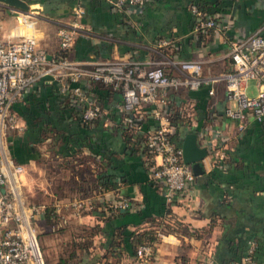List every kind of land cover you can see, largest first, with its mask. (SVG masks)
I'll return each mask as SVG.
<instances>
[{
    "label": "crops",
    "instance_id": "0c3cea01",
    "mask_svg": "<svg viewBox=\"0 0 264 264\" xmlns=\"http://www.w3.org/2000/svg\"><path fill=\"white\" fill-rule=\"evenodd\" d=\"M22 1L27 5L26 30L48 58L63 54L83 67L97 62L136 63L141 68L161 63L172 75L179 74L178 61L193 60L202 65L206 80L196 89H169L165 95L173 142L180 146L184 135L193 133L198 146L206 149L191 190L169 201L162 185L150 177L142 152L143 133L156 126L154 105L136 106L127 118L118 87L81 79L101 109L98 119L86 124L80 107L59 91L53 77L37 81L12 104L22 124L14 130L20 137H15L25 150L12 142L9 152L24 166L23 184L29 193L37 192L33 203L64 204L88 195L94 200L91 210L77 214L64 207L54 211L62 222L58 231L45 223L44 215L39 218L48 233H57L59 256L74 244L76 264H135L131 236L153 230L157 243L149 264H207L208 258L210 264H236L250 244L253 259L264 264V120L258 123L247 116L238 128L242 122L225 114L235 102L216 78L233 70L228 55L232 41L255 31L264 36V0H153L136 13L114 11L107 0ZM78 3L84 9L78 20L82 28L61 51L57 31L69 26ZM192 4L204 19H214L218 29L197 26L189 10ZM9 16L7 5L0 2L2 38L16 24ZM160 40L167 43L159 45ZM126 123L141 126L131 138ZM98 175L112 187L91 189L87 180L98 186ZM119 197L141 206L108 215L107 207ZM92 227L98 230L87 238L84 229ZM83 236L89 239L87 250L78 246Z\"/></svg>",
    "mask_w": 264,
    "mask_h": 264
},
{
    "label": "built area",
    "instance_id": "2783aa9c",
    "mask_svg": "<svg viewBox=\"0 0 264 264\" xmlns=\"http://www.w3.org/2000/svg\"><path fill=\"white\" fill-rule=\"evenodd\" d=\"M111 9L117 12L131 10L140 12L153 0H107ZM9 17L16 20V26L5 38L0 37V264H45L38 240L37 222L46 208L58 212L61 207L77 214L81 210H91L94 206L92 196L77 197L64 204L57 202L25 203L22 199L24 166L15 161L5 141V131L20 129L17 117L12 112V104L37 81L53 77L61 93L70 97L72 104L81 109L80 119L90 122L98 118L101 109L90 95L88 88L80 84L81 79L118 87L121 93L120 108L124 114L131 113L136 106L154 105L152 119L156 126L145 131V165L150 177L163 187L162 195L169 201L174 195H186L191 190L194 174L189 164L181 160V149L172 139L173 128L165 103L169 89L180 87L196 89L206 82L201 76L202 65L193 60L177 63L179 74H167L160 64L141 68L136 63L97 62L91 67H83L66 57L52 59L37 47L36 39L27 31V13L7 6ZM190 13L197 26L218 29L219 24L212 18H203L202 10L195 4L190 5ZM84 13L81 3L72 9L73 20L68 27L57 31L59 48L67 50L81 30L78 20ZM160 40L159 45H165ZM228 55L233 65L230 73L216 78L223 80L226 97L234 100L235 108H227L225 114L241 121L251 117L255 122L264 120V36L257 31L230 43ZM249 79L255 81V95L245 94ZM135 131L140 124H128ZM223 154L218 155L221 162ZM140 203L119 197L108 207L107 214L124 210H137ZM58 210V211H57ZM254 245L250 244L245 255L236 264H258L253 259ZM154 256V246L141 244L134 249L135 264H149ZM211 263L208 258L205 261Z\"/></svg>",
    "mask_w": 264,
    "mask_h": 264
},
{
    "label": "trees",
    "instance_id": "16d2710c",
    "mask_svg": "<svg viewBox=\"0 0 264 264\" xmlns=\"http://www.w3.org/2000/svg\"><path fill=\"white\" fill-rule=\"evenodd\" d=\"M64 57L63 54H60L59 55V58H62ZM108 86V85H107ZM68 96V95H67ZM69 97V96H68ZM126 117H127V114H125ZM128 118V117H127ZM98 118L92 120V122H95V120H97ZM169 120H170V123L172 122V118L169 116ZM91 122V121H90ZM86 124H88V122H85ZM126 125V133H128L130 135V138L134 136V129L129 127L128 126V123L125 124ZM40 139H36V141H38ZM143 140V154L144 155H147V152H146V148L144 146V138H142ZM97 179H98V183H100V185L96 186V183H90V178L87 180V183L89 184V186L92 188H96L97 189H109L112 187V185H109L108 184V180L107 178H105V176L103 175H98L97 176ZM75 183V182H73ZM78 187V186H77ZM44 221L45 223L49 224L50 225V228L53 230V231H58L59 229H61L58 225L59 224H62L61 220H59V216H56L53 211H52V208H46V211L44 213ZM106 218V217H104ZM103 218V219H104ZM98 229L97 227H92L88 230H85V233H87L86 237H90L92 236V234L94 232H96ZM156 232H154L153 230L151 231H142L140 233H135L131 236L132 238V241H131V244H132V247L133 249H135L138 245H141V244H151V245H155L157 243V236L155 234ZM84 237V236H83ZM85 238V237H84ZM83 239V241L81 243H79L80 245H78L80 248H86L87 250V247L90 245V243L88 242L89 239ZM74 245V244H73ZM73 245L71 246V248L69 249V251H67V253H64V255H60L58 256L56 262L54 264H76V260H75V254H74V251L72 250L73 248Z\"/></svg>",
    "mask_w": 264,
    "mask_h": 264
},
{
    "label": "rangeland",
    "instance_id": "374dc122",
    "mask_svg": "<svg viewBox=\"0 0 264 264\" xmlns=\"http://www.w3.org/2000/svg\"><path fill=\"white\" fill-rule=\"evenodd\" d=\"M14 22L16 23L15 19H14ZM8 24L11 26L13 23L9 22ZM15 26H16V24H15ZM255 93H256V91L254 88V81L252 79H249L247 81V85L245 88V94L249 97H252L255 95ZM18 123H19V121L17 119V124ZM18 125H20L22 127V124H18ZM14 130H17V129H8L7 131H5V138L4 139L6 141V144L8 146H10V145H12L11 143L14 142V144L15 143L18 144L19 146H21L25 150V146H23V143L20 141V138H18V137H20L18 134L20 131L17 132ZM15 136H18V137H15ZM17 142H19V143H17ZM24 184L22 185V188H21V194H22L23 201L25 203L37 202V200L33 199L34 193L37 194V192H34L31 189V191L29 193L27 186ZM77 197H79V196H77ZM36 228H37V240H38V243H39V246H40L44 261H45V264L51 263L58 258L59 254L61 252V250H60L61 244L60 243L57 244V241H56V238H57L56 234L57 233L56 234L48 233L46 231L45 224H43V223H40V225H39V223L37 222Z\"/></svg>",
    "mask_w": 264,
    "mask_h": 264
},
{
    "label": "water",
    "instance_id": "95a60500",
    "mask_svg": "<svg viewBox=\"0 0 264 264\" xmlns=\"http://www.w3.org/2000/svg\"><path fill=\"white\" fill-rule=\"evenodd\" d=\"M0 2L19 10H27V5L22 0H0ZM180 149L182 162L191 166L194 175L200 174L202 171L200 162L206 155V149L198 146L195 134H185L182 139Z\"/></svg>",
    "mask_w": 264,
    "mask_h": 264
}]
</instances>
